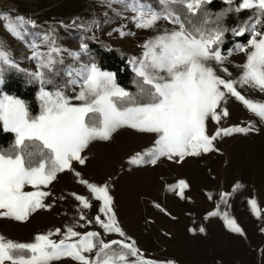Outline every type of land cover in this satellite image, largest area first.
I'll return each instance as SVG.
<instances>
[{"label":"snow or ice","instance_id":"1","mask_svg":"<svg viewBox=\"0 0 264 264\" xmlns=\"http://www.w3.org/2000/svg\"><path fill=\"white\" fill-rule=\"evenodd\" d=\"M101 2L109 8L114 3L121 5L119 11L112 9L116 16L152 33L138 45L140 54L127 58L134 74V93L121 87L115 74L101 68L89 54L87 41L96 36L86 33L101 27L97 19L77 23L75 18L70 25L60 22L66 29L81 30L79 48L73 50L59 43L55 26L36 31L35 20L0 11L3 28L26 45L27 59L35 63L34 70L21 68L0 41V83L3 73L14 68L25 74L28 84L39 86L35 115L25 100L0 91V127L13 135L7 148L0 147V219L26 222L38 211L52 210L65 200L63 194L57 196L51 190L62 173H71L87 190V195L68 193L75 210L71 223L62 228L36 232L28 241L0 234V264H60L63 260L73 264H177L174 259L145 257L117 219L112 177L91 181L74 164L86 166L89 157L84 152L89 145L111 142L113 134L125 127L154 137L150 146L127 157L130 166L157 165L162 159L179 165L186 157L218 153L217 141L222 138L260 131L253 121L221 123L230 116L227 105L232 98L264 123V101L240 90L251 88L264 94V0H223L226 6L215 12L207 7L210 0H156V6L152 0ZM241 10L252 14L235 27L226 26V16ZM128 11L131 16L122 15ZM109 22V18L103 21ZM228 32L233 37L247 34V40L236 41L225 53L221 45ZM113 33L135 35L123 23L108 35ZM234 52L244 54L243 62L234 65L239 73L235 76L225 66ZM65 53L70 63L65 61ZM81 54L88 59L82 61ZM209 121L215 125L211 132ZM164 187L180 199H190L185 193L190 188L186 179ZM242 187L237 181L232 192H219L217 208L207 212L205 219L220 216L231 232L243 235L237 221L227 211H220V204L227 206L228 198ZM206 195L213 198L210 192ZM93 201L98 207L90 217L85 210L93 207ZM247 203L254 215H261L255 197ZM153 204L170 215L159 203ZM199 232L205 228L201 226ZM110 234L117 238L106 239Z\"/></svg>","mask_w":264,"mask_h":264},{"label":"rangeland","instance_id":"2","mask_svg":"<svg viewBox=\"0 0 264 264\" xmlns=\"http://www.w3.org/2000/svg\"><path fill=\"white\" fill-rule=\"evenodd\" d=\"M121 7L114 3L109 8L101 0H0V11L8 10L12 16L19 14L35 20L36 31L55 26L59 43L65 48L77 50L82 33L75 27L66 29L60 22L70 25L75 18H78L77 23L95 18L101 27L86 33L88 36L95 34L93 41L130 55H139L141 49L138 45L152 33L136 29L130 20L116 16L112 9L119 11ZM122 15L131 16L132 13L128 11ZM106 18L110 19L108 24L103 23ZM2 23L0 21V41L7 45L11 57L21 68L34 70L35 63L27 59L29 50L26 45L12 37ZM121 23L125 24L126 31L130 30L135 35L120 37L113 33L109 36L108 33ZM64 56L70 63L67 53ZM228 60L225 66L233 76L238 75L234 65L243 62L244 54L234 52ZM240 90L252 99L264 101V94L258 90ZM227 107L230 116L221 121L224 126L253 121L260 131L224 137L217 141L220 152L199 158L186 157L179 165L162 159L157 165L130 166L127 157L150 146L154 137L125 127L113 134L111 142H92L84 152L89 157L86 166L74 164L91 181L103 182L112 177L111 194L117 219L145 257L174 259L177 264H264V231H261L264 229V123H260L258 117L234 98ZM214 127V122L209 121L210 132ZM180 178L186 179L190 185L185 190L186 197L190 199H180L164 187ZM237 181L243 187L228 198L227 206L220 204V211H227L237 221L243 235L231 232L220 216L205 219L207 212L217 208L219 192H232V185ZM51 190L57 196L63 194L65 200L58 201L50 211L34 213L26 222L0 219V234L17 241H28L36 232L62 228L65 223H71L75 202L68 193L76 191L87 195L86 188L76 183L71 173L65 172L52 183ZM209 192L213 195L211 200L206 195ZM251 197L257 200L260 216L251 212L247 203ZM153 201L170 215L157 209ZM97 207L98 202L93 201V207L85 212L90 217L94 216ZM201 226L205 228L203 233L199 232ZM92 227L102 231L94 225ZM189 228L196 231L188 232ZM114 238H117L115 234L106 237ZM60 264L73 262L63 260Z\"/></svg>","mask_w":264,"mask_h":264},{"label":"trees","instance_id":"3","mask_svg":"<svg viewBox=\"0 0 264 264\" xmlns=\"http://www.w3.org/2000/svg\"><path fill=\"white\" fill-rule=\"evenodd\" d=\"M152 2L153 5L156 6V0H152ZM225 6L223 0H210V3L207 5V7L214 12L219 11ZM251 14V10H241L239 13L232 12L226 16L224 22L229 28L235 27ZM246 40L247 34L242 37H233L232 33L228 32L225 34V40L221 47L227 51V48L232 47L236 41L245 42ZM87 43L89 45V54L96 58L99 66L105 70L113 72L116 76V82L121 87L126 88L130 92H136V87L133 83L134 74L127 65V58L130 54L114 48H105V44L93 40H88ZM81 58L83 60L88 59V57H85L84 55ZM3 82L0 91L18 96L25 100L33 115L39 111V104L36 99V91L39 87L38 84H28L25 74L18 72L14 68L8 69L3 74ZM68 91L71 92V89ZM12 140V133L5 132L3 128L0 127V147L7 148Z\"/></svg>","mask_w":264,"mask_h":264}]
</instances>
